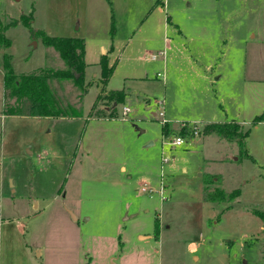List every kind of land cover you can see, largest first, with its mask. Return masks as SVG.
Listing matches in <instances>:
<instances>
[{"label": "rangeland", "instance_id": "rangeland-1", "mask_svg": "<svg viewBox=\"0 0 264 264\" xmlns=\"http://www.w3.org/2000/svg\"><path fill=\"white\" fill-rule=\"evenodd\" d=\"M157 1L0 0L11 41L0 49V215L30 264H264V221L251 211L264 212V125L253 123L264 112V0H162V11ZM46 35L83 38L85 80L96 82L83 96L71 81L52 83L76 117L3 114L4 53L16 74L63 67ZM102 56L114 66L105 89L125 93L114 118L90 115L110 106L97 98ZM230 63L228 102L225 81L212 85L204 67L214 77ZM161 118L200 131L173 147ZM232 118L244 122L249 156L201 130ZM210 175L218 180L206 187L240 194L207 201ZM12 244L6 254L23 259Z\"/></svg>", "mask_w": 264, "mask_h": 264}, {"label": "trees", "instance_id": "trees-1", "mask_svg": "<svg viewBox=\"0 0 264 264\" xmlns=\"http://www.w3.org/2000/svg\"><path fill=\"white\" fill-rule=\"evenodd\" d=\"M12 24H16V22ZM43 41L45 45L55 49L63 62V67L57 69L43 67L32 73L16 74L12 68L11 55L4 53L2 55L1 66L4 71V100L7 105L3 108V114L32 117H76L74 108L61 102L52 83L54 81L57 83L71 81L80 90V94L82 96L84 95L88 87L93 83L92 81L85 80V68L87 66L85 61V40L78 37H50L46 35ZM10 44V39L5 36L4 30L0 29V49H6ZM99 65L101 76L98 83L102 85V89L97 98L100 99L102 97L104 101H109L110 106H104L102 111L94 112L90 115L97 118H114L115 115L112 112L115 110V105L124 100L125 93L122 90L106 91L105 85L113 72L114 66L108 65L106 56L101 57ZM262 120H264V113L256 116L253 119V123L256 124ZM202 132L205 134H216L226 140L237 143L239 154L241 156H249L245 144L248 131L242 130V126L235 119L226 122L206 124ZM170 134L189 135L190 138L193 137V134L188 128L181 127L177 131H172L168 123L165 122L162 125V135L165 138ZM217 180V177L214 179V176L210 175L209 181L204 183L207 201L214 204L230 202L240 194L239 188L226 192L221 187H216L212 190L206 187ZM228 207L230 206H226V208ZM251 211L264 221L263 211L257 208H252ZM157 233L158 225L156 219L155 234Z\"/></svg>", "mask_w": 264, "mask_h": 264}, {"label": "crops", "instance_id": "crops-1", "mask_svg": "<svg viewBox=\"0 0 264 264\" xmlns=\"http://www.w3.org/2000/svg\"><path fill=\"white\" fill-rule=\"evenodd\" d=\"M161 3V4H159ZM164 1L160 0L159 2L157 1V4L160 5L159 9L160 11L163 10V6H164ZM235 18V17H234ZM233 18V19H234ZM232 19V20H233ZM232 20H231V23H232ZM235 23V22H234ZM255 37V36H253ZM86 42H85V58H86ZM102 51H104V49L102 48ZM109 60V59H108ZM86 61V59H85ZM110 62V61H109ZM87 63V66H88V62L86 61ZM110 66L112 64H109ZM86 66V68H87ZM86 68H85V72H86ZM212 70V68H208V66H205L204 67V74H205V77L207 79L210 80V83L213 85L217 80L219 79H223L225 81V87L227 88V93H230L231 94V97H229L228 99V102L229 100H232L231 98L233 97L234 95V88H232V81L235 80V68L234 66L231 65V63L229 64V66L227 65L226 67H224L223 65H221L219 68H217V71H224L225 75H222L220 74V72H218V75H215L214 77L211 76L210 74V71ZM209 73V74H208ZM161 74V73H160ZM96 76V75H95ZM111 77V76H110ZM109 77V78H110ZM157 77H163V74H161L160 76L157 75ZM100 78V77H99ZM109 80V79H108ZM92 81L93 83L96 82L94 79L93 80H90ZM99 80H97L98 82ZM107 91V90H106ZM227 100V99H226ZM225 101V100H224ZM222 105V104H221ZM116 106V105H115ZM230 110V109H229ZM233 110V108L231 109ZM264 113V112H263ZM154 116H156L157 114L153 113ZM116 116V115H115ZM209 118H207L208 120ZM232 119H235V118H232ZM231 119V120H232ZM226 121H230L229 119L227 120H223V121H206L203 125H202V128L201 130L203 129V127L206 125V124H209V123H220V122H226ZM243 123L244 122H240V125L243 126ZM262 125H264V120L262 121H259L258 123L254 124V127H255V130H258ZM169 126V125H168ZM182 127V126H181ZM170 128V127H169ZM171 129V128H170ZM210 134V133H208ZM225 140V138H223ZM189 141V140H188ZM187 141V142H188ZM195 141H197L196 138L192 139V141H190L192 144L195 143ZM189 142V143H190ZM35 208H36V205H35ZM74 219H76V217L74 215H72ZM13 220L9 219V220H5L1 215H0V264H30L29 260H28V247L25 243H20V241L16 240L15 238L18 237V233H15L14 236L15 238H11L10 239V233H9V228L10 226H12L13 224ZM17 232H18V229H17ZM141 236V235H140ZM19 242V244H18ZM15 244L16 247H18L20 245V249H21V252L23 253L24 257L23 259L22 258H19L17 259V257H14V258H11L9 257L7 254H6V249H5V246L7 245L8 249L9 248H13V244ZM10 250V249H9ZM36 256H40V249L39 250H36Z\"/></svg>", "mask_w": 264, "mask_h": 264}, {"label": "built area", "instance_id": "built-area-1", "mask_svg": "<svg viewBox=\"0 0 264 264\" xmlns=\"http://www.w3.org/2000/svg\"><path fill=\"white\" fill-rule=\"evenodd\" d=\"M155 58H156V55H152V59H155ZM157 75L160 76L161 74L158 73ZM129 110H130L129 107L124 106L122 108L123 115H126L129 112ZM158 116L163 117V112L160 111ZM161 121H163L162 122L163 124L165 123L163 119ZM181 126L188 128V130L191 131L193 136L197 135L200 131V127L196 126L195 124L192 126H189V125H186V123H183ZM188 137H189V135H188ZM163 139L165 141H168V142L164 141L163 142L164 144H170L171 146L175 147V146H181V145L185 144L190 138H187L185 135H178V136L173 135V136H171V139L167 138V137H165V138L163 137ZM140 190L142 193H148V192L151 193L152 192V189L146 185H144ZM158 193L160 195H162V190H160Z\"/></svg>", "mask_w": 264, "mask_h": 264}, {"label": "water", "instance_id": "water-1", "mask_svg": "<svg viewBox=\"0 0 264 264\" xmlns=\"http://www.w3.org/2000/svg\"><path fill=\"white\" fill-rule=\"evenodd\" d=\"M34 45H35V43H34Z\"/></svg>", "mask_w": 264, "mask_h": 264}]
</instances>
